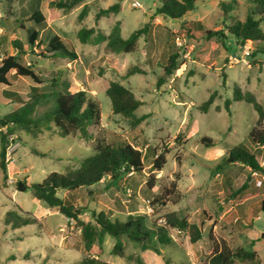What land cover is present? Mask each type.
I'll return each mask as SVG.
<instances>
[{
    "label": "rangeland",
    "instance_id": "374dc122",
    "mask_svg": "<svg viewBox=\"0 0 264 264\" xmlns=\"http://www.w3.org/2000/svg\"><path fill=\"white\" fill-rule=\"evenodd\" d=\"M55 1L0 0V60L17 54L13 42L19 40L26 52L20 55L21 62L34 67L45 81L43 85H36L29 78L12 76L11 87L0 85V120L19 106L18 102L10 101L13 97L6 92H16L28 99L33 86H38L41 92L48 91L51 79L60 75L62 80L69 82L70 92L86 91L99 102L101 123L90 127L89 131L108 143L140 145L146 167L142 174L124 176L118 185L106 178L89 189L93 195L79 190L71 194L60 191L59 196L72 203L79 210V218L85 221L91 220L94 210L103 211L112 220L121 222L130 214L141 213L148 214L151 221L163 222L166 214L176 212L190 224L200 226L204 237L194 245L187 230L170 229L172 243L162 247L158 255L151 250L144 251L123 236L120 238L126 255L123 258L112 253L118 239L106 235L101 249L95 245L85 254L76 222L72 220L70 224L65 215L46 207L27 186L42 182L53 172L64 173L69 167L78 168L83 159L93 154V142L79 136L62 137L54 129L43 131L37 137L18 132L10 138L7 148L10 152L7 175L0 169V264H76L84 255L100 256L110 264H136V258H141L145 264H202L213 249L210 235L215 240L221 235L227 236L226 240L234 248L245 246L246 230L251 224L239 208L246 198L254 196L253 203L260 200V195L264 194V171L254 176L241 161L216 169L228 160L230 150L238 145L255 152L249 133L256 125L258 113L252 104L234 101V87L238 85L242 92L253 94L264 106V52L257 53L254 58L252 54L245 56L244 47H237L227 27L237 20H245L255 10L256 0L199 1L195 10L181 19L155 15V0H123L118 14L99 19L96 18L99 10L118 0H83L67 12L56 9ZM221 1L230 8L227 18L220 8ZM136 2L141 4L140 8L135 7ZM36 10L45 18L40 24L32 17ZM116 27L120 28L124 39L146 28L136 52H109L106 42L83 44L78 37L84 28L109 35ZM261 28L264 31V21ZM32 30L39 32V45L28 42ZM218 30L224 32L225 39L208 38L205 34ZM56 35L69 48H74L76 60L44 57L50 55L48 44ZM246 45L253 53L264 46V41ZM172 53L179 54L178 69L158 87L163 64ZM233 55L235 57H230ZM134 66L142 68L144 73L126 78L127 71ZM113 81L132 90L142 102L135 116L146 117L138 125H133L130 118L113 113L106 94ZM212 94L213 103L206 112L202 111L200 106ZM227 100L231 102L229 110ZM3 122L0 130L5 132ZM179 134H183L181 145L176 143ZM202 137L211 138L213 145L202 144ZM165 144L167 163L162 171L151 172L152 151L162 150ZM33 148L46 156L34 154ZM260 162L264 169L263 155ZM151 174L156 181L149 189L146 181ZM248 176L251 177L248 187L232 197ZM257 180L261 185L257 186ZM24 182L26 189L20 191L19 183ZM174 183L179 201L153 206L154 197ZM9 211L22 215V211L30 212L40 223L11 229L4 223ZM258 214L261 219L253 217L250 234L255 239L254 249L260 264H264V214L257 211L255 215Z\"/></svg>",
    "mask_w": 264,
    "mask_h": 264
},
{
    "label": "trees",
    "instance_id": "16d2710c",
    "mask_svg": "<svg viewBox=\"0 0 264 264\" xmlns=\"http://www.w3.org/2000/svg\"><path fill=\"white\" fill-rule=\"evenodd\" d=\"M83 0H57L53 4L58 10L65 12L73 9ZM118 0L108 8L101 9L96 15L99 19L102 16L118 14L121 11V3ZM157 3L155 15H162L171 19H181L196 8V3L204 0H155ZM257 6L253 12L248 14L245 20H237L232 26L227 27L229 34L234 36L237 45L244 47L248 42L262 43L264 41V31L261 28V22L264 21V0H256ZM223 16L228 17L230 8L224 1L220 2ZM33 20L42 23L45 18L39 12L35 11L32 15ZM146 32V28L134 31L129 38L124 39L121 30L116 27L109 35L102 31H96L94 28H84L78 33L81 43L86 44L93 41L95 44L106 42V50L113 53H132L138 48L139 38ZM208 38L221 37L226 38L223 31H206ZM94 37V38H93ZM39 32L30 31L28 42L30 45H39ZM38 43L36 44V42ZM18 51L12 56L3 57L0 60V85L11 87L13 85L12 76L20 78H29L36 85H43L45 81L35 71L34 67L24 65L21 62L20 55L26 52L19 40L13 42ZM49 56L53 59L59 57L76 60L78 58L74 48H69L60 36H54L48 44ZM264 52V46H260L252 53L256 57L257 53ZM179 54L172 53L163 64V74L157 81L160 87L166 83V79L171 77L178 69ZM135 73H144V70L138 66L130 68L125 74L126 78ZM225 81L223 80V84ZM70 84L62 80L61 76L54 77L49 82V90L41 92L38 86L31 88L32 93L28 99H23L16 92H6L11 98V102H18L19 106L12 112L3 117L6 131H0V169L4 175H7L6 153L10 138L18 132H25L27 135L37 137L43 131L54 129L60 136H79L84 141L93 142V154L81 161L78 168L69 167L64 173L53 172L49 174L42 182L28 185L32 190L33 196L43 203L46 207L56 212H60L70 221L76 222L81 230L82 249L86 253L98 245L101 249L106 235L118 239L112 253L116 256L126 258L124 247L120 238L125 236L131 242L138 244L144 251L151 250L156 254H161V248L172 243L170 229L179 231L187 230L191 244H197L204 237L203 230L196 224H190L185 218L180 217L176 212H170L165 215L163 222L151 221L148 214H130L126 221L121 222L112 220L109 215L103 211H92L90 221L79 218L78 209L72 203L59 196L60 191L68 194L79 190H86L88 195H93L89 189L100 184L106 178H109L115 185H118L126 175L145 171V156L140 145L132 143L112 144L105 140L95 137L90 131V127L99 126L102 120V108L98 101L91 98L86 91L72 93L69 91ZM2 90L0 88V94ZM112 105V111L116 115H121L132 120L133 125L141 123L146 116L136 117L135 111L142 104L136 98L132 90L119 82H111L107 91ZM214 101V94L204 102L200 109L206 112ZM234 101L247 102L253 105L258 113V119L255 127L250 131L249 137L255 152L245 145H238L230 150L229 157L232 162L243 161L251 169V172L264 171L261 167L260 156H264V106L258 102L251 93H244L236 85L234 87ZM230 100L226 101V108L229 110ZM56 128V129H55ZM183 134H179L176 143L180 144ZM201 143L206 146H212L213 140L209 137H202ZM181 145V144H180ZM167 145L163 149H153V160L149 170L151 172H160L167 163ZM32 152L41 157L46 154L33 148ZM251 177L248 176L244 184L233 193L232 197H237L249 185ZM156 178L153 174L148 176L146 186L152 189ZM24 184H26L24 182ZM175 197V198H174ZM177 184L174 183L170 188L159 196L154 197L152 205L177 203ZM259 211L264 214V199L259 204ZM24 215L15 211L7 212L4 223L11 229H19L30 224L40 223V219L30 212H23ZM213 249L210 255L202 261V264H260V257L254 249L255 241L249 245L232 247L228 240H215L210 235ZM132 260L130 256L127 257ZM136 264H145L141 258H136ZM76 264H110L101 259L100 256L84 255Z\"/></svg>",
    "mask_w": 264,
    "mask_h": 264
},
{
    "label": "crops",
    "instance_id": "0c3cea01",
    "mask_svg": "<svg viewBox=\"0 0 264 264\" xmlns=\"http://www.w3.org/2000/svg\"><path fill=\"white\" fill-rule=\"evenodd\" d=\"M203 19H201L202 21ZM192 21V20H191ZM193 22V21H192ZM197 22H200V21H197ZM196 25H199V24H196ZM238 47V45H237ZM230 57H235V55L233 56H230ZM1 131V130H0ZM1 140V139H0ZM1 146V144H0ZM1 150V149H0ZM260 181V180H257V182ZM28 184V182H27ZM259 185V184H258ZM264 190V189H263ZM262 196L260 198V200H256L254 203L251 202L253 199H254V196L253 197H250V198H246L242 203H241V207L239 208V210L242 212L244 218L248 219L250 221V228L253 226V217L256 216V219L257 220H260L261 219V215L258 214V215H255L256 212L258 211L259 213V204L260 202L264 199V194L260 195ZM250 228L246 230V243L244 245H249L251 244L253 241H255V239H252L251 237V232H250ZM262 236H264V234H262ZM221 239H228L227 236L225 235H221L220 238L218 237V240H221Z\"/></svg>",
    "mask_w": 264,
    "mask_h": 264
},
{
    "label": "built area",
    "instance_id": "2783aa9c",
    "mask_svg": "<svg viewBox=\"0 0 264 264\" xmlns=\"http://www.w3.org/2000/svg\"><path fill=\"white\" fill-rule=\"evenodd\" d=\"M135 7H138V8H140L141 7V4L139 3V2H136L135 4ZM249 43V42H248ZM251 43V42H250ZM178 44H180V43H178ZM244 54H245V56H250L251 54H252V51H251V49L247 46V45H245L244 46ZM245 62V61H244ZM6 155H7V159H6V162H9L10 161V152H7L6 153ZM252 175H254V176H256V175H258V172H252ZM13 180L12 179H10V182H12ZM260 183V185H261V181H258L257 182V186H258V184ZM70 222V224H72V220H70L69 221ZM174 230H176V229H174ZM176 231H179V230H176ZM179 232H181V231H179Z\"/></svg>",
    "mask_w": 264,
    "mask_h": 264
},
{
    "label": "water",
    "instance_id": "95a60500",
    "mask_svg": "<svg viewBox=\"0 0 264 264\" xmlns=\"http://www.w3.org/2000/svg\"><path fill=\"white\" fill-rule=\"evenodd\" d=\"M0 123L2 124V125H4V122H3V120L1 119L0 120ZM233 161V158L232 157H229L228 158V160H226L225 162H223L217 169H216V171H218L219 169H221L222 167H224V166H227L230 162H232ZM243 163H246V159H244L243 161H242ZM26 189V186L24 185V183H19V190L20 191H23V190H25Z\"/></svg>",
    "mask_w": 264,
    "mask_h": 264
}]
</instances>
